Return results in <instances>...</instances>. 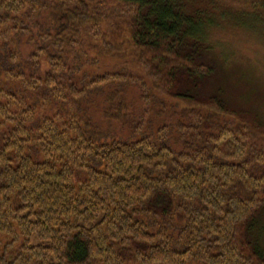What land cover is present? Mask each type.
Returning <instances> with one entry per match:
<instances>
[{"label":"trees","instance_id":"obj_1","mask_svg":"<svg viewBox=\"0 0 264 264\" xmlns=\"http://www.w3.org/2000/svg\"><path fill=\"white\" fill-rule=\"evenodd\" d=\"M217 1L264 28V0H0V264H264V131L203 91Z\"/></svg>","mask_w":264,"mask_h":264},{"label":"rangeland","instance_id":"obj_2","mask_svg":"<svg viewBox=\"0 0 264 264\" xmlns=\"http://www.w3.org/2000/svg\"><path fill=\"white\" fill-rule=\"evenodd\" d=\"M220 3L222 2L217 1L214 3L216 5L214 8L219 11L216 14L217 24L212 36L213 43L211 41L213 47L207 55L213 67H215L214 74L210 78L211 81L209 80L204 86L203 91H210L214 86H219L223 101L242 112V119L246 118V123L254 122L258 126L260 125L259 127L264 131V112L246 106L249 95L255 93L258 87L252 82L250 73L245 66L248 55L247 33L250 30L258 31L261 28L241 24L239 19L233 20L231 17L233 15L226 11V3L219 5ZM225 63L231 64L229 71H225ZM133 71H136L135 68H133ZM234 89L235 92H233ZM240 133L245 135L244 132L240 131ZM244 142H246V145L249 144L247 140H244ZM228 144L232 149L235 148L232 141H229ZM262 219L264 220V215Z\"/></svg>","mask_w":264,"mask_h":264},{"label":"clouds","instance_id":"obj_3","mask_svg":"<svg viewBox=\"0 0 264 264\" xmlns=\"http://www.w3.org/2000/svg\"><path fill=\"white\" fill-rule=\"evenodd\" d=\"M214 31L209 27V32ZM248 55L245 66L250 73L251 80L256 84L257 91L249 95L247 107L259 109L264 112V28L260 30H250L247 33ZM225 71L231 69L230 63L224 64ZM235 92V89L233 90Z\"/></svg>","mask_w":264,"mask_h":264},{"label":"bare ground","instance_id":"obj_4","mask_svg":"<svg viewBox=\"0 0 264 264\" xmlns=\"http://www.w3.org/2000/svg\"><path fill=\"white\" fill-rule=\"evenodd\" d=\"M133 58V57H132Z\"/></svg>","mask_w":264,"mask_h":264}]
</instances>
